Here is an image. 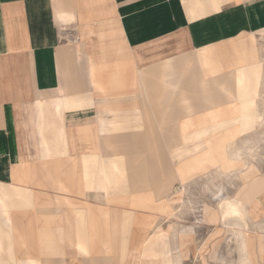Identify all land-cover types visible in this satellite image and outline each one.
Masks as SVG:
<instances>
[{
    "label": "crops",
    "instance_id": "1",
    "mask_svg": "<svg viewBox=\"0 0 264 264\" xmlns=\"http://www.w3.org/2000/svg\"><path fill=\"white\" fill-rule=\"evenodd\" d=\"M263 65L264 0H0V264H181L161 194L225 118L256 154Z\"/></svg>",
    "mask_w": 264,
    "mask_h": 264
},
{
    "label": "rangeland",
    "instance_id": "2",
    "mask_svg": "<svg viewBox=\"0 0 264 264\" xmlns=\"http://www.w3.org/2000/svg\"><path fill=\"white\" fill-rule=\"evenodd\" d=\"M263 80L264 79H262V83H259V95L257 97L260 98V108L264 106L261 97L264 93ZM238 120L240 119H226L221 122V127L211 129L210 132L236 124ZM234 130L233 134L235 133V138L248 134V132L243 131L244 129H241L243 133L240 130L237 131L238 129ZM244 132L246 133L244 134ZM195 135H197V133ZM246 138H248V136ZM239 140L240 138H238V141ZM237 144L244 149L247 145L246 143L241 144L240 142ZM207 145L214 146L216 144L209 143ZM177 146L178 148L181 147V145ZM183 146L187 147L189 145ZM216 146L218 147V145ZM249 163L255 166L257 165V174L259 176L264 174L263 136L262 141L257 147L256 154L255 152L251 154L250 152L247 153L245 149L242 160L232 165L234 172L227 173L226 175L221 174L219 167H208L205 171L198 172V174L191 176L185 183H182L179 176L181 182L179 181L176 185L177 195L171 199L173 202L171 206L174 215L168 217L163 216L161 222L166 228H168L170 224H177L173 233H177L176 242H178L179 246L177 251L181 255V264H242L239 248L240 244L235 235V229L231 224L233 219H223L219 216L218 212L222 214L223 205L221 198H216V194H219L222 189L223 196L238 201L239 194H241V191L244 190L246 186V182L239 178L241 174L240 171H246L248 168L247 166L250 165ZM239 189L240 191H238ZM165 194H161V199ZM166 195H168V193ZM241 206L247 210V216L242 220L241 227H243L242 230L247 233L249 238L251 264H264V250L261 246L264 240V192L256 197H252V199H246ZM186 226L191 227L192 231L185 234L181 230L182 227ZM250 232L252 235H255L256 239L250 235ZM162 233L168 237V242L170 244V236L168 233ZM182 242L184 243L183 250L185 255L182 253ZM252 248H254V254H252Z\"/></svg>",
    "mask_w": 264,
    "mask_h": 264
},
{
    "label": "bare ground",
    "instance_id": "3",
    "mask_svg": "<svg viewBox=\"0 0 264 264\" xmlns=\"http://www.w3.org/2000/svg\"><path fill=\"white\" fill-rule=\"evenodd\" d=\"M252 81L256 84L258 83V73L254 74V76L252 77ZM235 109L237 110V108ZM238 114H235L225 119L239 117ZM250 117L253 123H255L258 126V128L257 129L251 128L249 130L251 131L257 130L260 135L261 134L264 135V114L260 110V108L259 107L254 108ZM221 131H223L225 135L221 136V145L219 146V148L216 145L214 146L206 145L205 150L203 152H200L199 154H195L192 158H189L182 162L179 173L182 183H185L191 176H193L194 173L205 171V169H207L208 167H215V166L219 167L221 174H226V175L227 173L234 172L232 165L242 160L243 155L245 153V149L247 150V153L250 152L251 154V152L255 149L256 142L260 140V137L257 136L246 138L245 142L242 143V144L245 143L247 144L244 149L242 146L236 143V138L233 134L232 128H227V127L222 128ZM256 166L254 164H250L249 166H247L248 168L245 166L247 168L246 171H240L241 174L239 178L243 179L246 182L245 184L246 186L244 190L241 191V194H239L238 201L231 200L227 196H223L222 189L219 194L218 193L216 194V198H221V202L223 205L222 214L218 212L219 216H221V218L223 219H233L231 224L235 229L234 232L240 244L239 248H240V256H241L242 264H251V260L249 253L250 251L249 238L247 236V233L242 230L243 227H241L242 220L244 219L245 216H247V210H245L241 206V204H243L246 199L252 198L256 194H259L264 190V176H259L257 174L258 169ZM166 194L162 197L160 203L163 206H165L164 210L166 211V214L168 216H171L174 215V212L173 211L171 212L169 210L168 199H163L166 198L167 196ZM191 231H192L191 227H187V226L182 227V232L185 234ZM159 241L161 245L163 263L180 264L179 259L174 260V258L171 257V253L174 249V246L172 243L169 244L168 237L164 233H161ZM261 246L262 249L264 250V240Z\"/></svg>",
    "mask_w": 264,
    "mask_h": 264
}]
</instances>
